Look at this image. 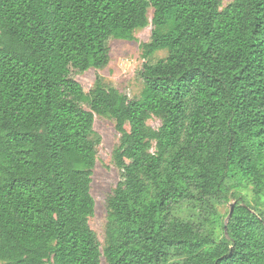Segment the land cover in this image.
<instances>
[{
    "label": "trees",
    "instance_id": "16d2710c",
    "mask_svg": "<svg viewBox=\"0 0 264 264\" xmlns=\"http://www.w3.org/2000/svg\"><path fill=\"white\" fill-rule=\"evenodd\" d=\"M150 24L138 97L74 78ZM96 115L120 134L103 246ZM232 197L222 223L214 205ZM102 257L264 264V0H0V264Z\"/></svg>",
    "mask_w": 264,
    "mask_h": 264
},
{
    "label": "rangeland",
    "instance_id": "374dc122",
    "mask_svg": "<svg viewBox=\"0 0 264 264\" xmlns=\"http://www.w3.org/2000/svg\"><path fill=\"white\" fill-rule=\"evenodd\" d=\"M232 1L233 0H223V6L228 5ZM152 14L153 9L150 8V20L152 19ZM151 32L152 25L150 24L146 28L135 31L137 41L130 42L127 40L110 39L109 63L105 67L99 69L90 68L83 72L73 71L74 78L86 89H90L95 84L97 76H101L107 84L117 88L129 98L138 97L144 85L143 79L139 76V71L144 62L140 44L150 40ZM164 55L165 52H159L156 58ZM149 125L158 128L161 125V121L156 117H152L149 120ZM94 128L101 136V144L92 174L91 194L95 199V210L94 214L89 219V223L92 229L97 233L103 246L108 216L106 198L120 180L119 169L115 165L112 156L120 134L116 130L115 121L108 117L96 115ZM245 193L249 199L253 198V193L251 191H245ZM235 200L236 199L232 197L229 202L215 203V210H217V213L220 215V221L222 223L228 221L229 212ZM193 211H195V214L198 213L200 217L204 218L209 217L210 211H213V209L212 207H203L196 204ZM218 231L219 234H221L220 230ZM101 264H106L104 257L101 259Z\"/></svg>",
    "mask_w": 264,
    "mask_h": 264
},
{
    "label": "water",
    "instance_id": "95a60500",
    "mask_svg": "<svg viewBox=\"0 0 264 264\" xmlns=\"http://www.w3.org/2000/svg\"><path fill=\"white\" fill-rule=\"evenodd\" d=\"M233 206H234V205L232 204V207H231V213H232V211H233Z\"/></svg>",
    "mask_w": 264,
    "mask_h": 264
}]
</instances>
